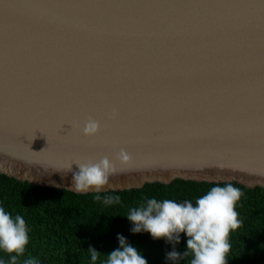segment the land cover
Returning a JSON list of instances; mask_svg holds the SVG:
<instances>
[{
  "label": "water",
  "instance_id": "water-1",
  "mask_svg": "<svg viewBox=\"0 0 264 264\" xmlns=\"http://www.w3.org/2000/svg\"><path fill=\"white\" fill-rule=\"evenodd\" d=\"M105 156L99 193L264 189V0H0V174L77 193Z\"/></svg>",
  "mask_w": 264,
  "mask_h": 264
},
{
  "label": "trees",
  "instance_id": "trees-1",
  "mask_svg": "<svg viewBox=\"0 0 264 264\" xmlns=\"http://www.w3.org/2000/svg\"><path fill=\"white\" fill-rule=\"evenodd\" d=\"M231 184L242 195L236 205L239 229L230 235L231 250L227 264H264V189H249L237 183H206L174 180L169 184L149 183L142 188L104 193L77 194L65 189L38 187L0 174V206L13 218L21 215L28 228L29 244L17 264L29 257L38 264H105L107 255L120 248L118 237L137 249L147 264H191L187 235L179 243L154 239L148 232L133 233L127 219L131 209L147 199H170L178 203L196 199L212 187ZM101 197L100 201L94 199ZM106 196H119L118 202L105 205ZM89 249L98 252L91 260ZM176 251L179 257L169 260ZM0 264H11L9 255L0 251Z\"/></svg>",
  "mask_w": 264,
  "mask_h": 264
},
{
  "label": "clouds",
  "instance_id": "clouds-1",
  "mask_svg": "<svg viewBox=\"0 0 264 264\" xmlns=\"http://www.w3.org/2000/svg\"><path fill=\"white\" fill-rule=\"evenodd\" d=\"M118 115L113 112V118ZM101 131L100 123L89 117L83 127L86 137H96ZM44 149L43 151H45ZM116 159L122 165H130L132 157L124 149ZM79 171L74 174L72 188L77 193L101 192L109 183V178L117 174V168L108 157L98 162H77ZM72 164L66 171H71ZM241 191L231 184L212 187L206 194L191 201L178 203L170 199L158 202L155 198L147 199L139 207L130 210L127 219L134 225L133 233L148 232L154 239H165L179 243L182 233L187 235V251L191 254V264H227L231 250L230 235L239 229L236 205L241 198ZM100 201L99 195L94 197ZM119 196H106L105 205L118 202ZM120 248L107 255L105 264H147L137 249L128 245L123 236L118 237ZM29 244L28 228L21 215L13 216L0 206V251L9 255L11 264H17L19 257L25 254ZM91 260L96 261L98 252L89 249ZM176 251L167 254L169 260L179 257ZM23 264H38L29 257Z\"/></svg>",
  "mask_w": 264,
  "mask_h": 264
}]
</instances>
